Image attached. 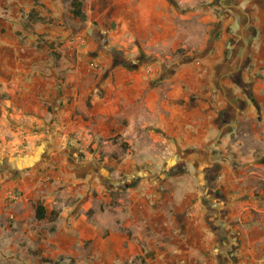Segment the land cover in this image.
Here are the masks:
<instances>
[{
    "label": "crops",
    "instance_id": "1",
    "mask_svg": "<svg viewBox=\"0 0 264 264\" xmlns=\"http://www.w3.org/2000/svg\"><path fill=\"white\" fill-rule=\"evenodd\" d=\"M117 2L134 10L124 17L133 26L127 35L155 47L148 53L187 39V20L196 15L198 56L176 66L159 53L150 61L112 64L90 84L85 67L61 76L46 44L41 52L43 44L21 42L14 32L23 25L14 23L15 38L1 33L0 81L13 93L12 103L28 106L32 96L44 115L40 96L53 92L55 115L72 118L79 111L74 117L85 122L84 143L123 137L133 162H77L61 151L58 169H49L57 176L49 193L38 175L50 148L0 150V214L21 226L28 245L43 250L41 256L31 251L36 264H61L60 255L79 257L78 264H130L137 257L140 264H264L263 216L254 213L264 215V0ZM83 83L98 91L88 99L67 96ZM115 189L124 190L125 210L120 204L108 209ZM38 199L46 221L60 208L57 228L41 229V239L20 213L31 203L34 215ZM10 230V222L4 224L1 235ZM15 259L8 264H30Z\"/></svg>",
    "mask_w": 264,
    "mask_h": 264
},
{
    "label": "rangeland",
    "instance_id": "2",
    "mask_svg": "<svg viewBox=\"0 0 264 264\" xmlns=\"http://www.w3.org/2000/svg\"><path fill=\"white\" fill-rule=\"evenodd\" d=\"M33 1L0 0V34L8 35V37L12 35L15 38V32L13 33L12 31L14 23L24 24L26 14ZM43 1L47 7V12H50L54 16L56 22L45 24L37 30L23 27L25 44L32 48L31 43H33L39 34H43L44 37L42 38L44 39L61 42L60 49L65 55V61L69 68L75 70L79 67H85L88 69L93 75L90 84L112 64L121 62L137 64L143 61H150V59L153 60L155 58L151 54L159 53L167 64L176 66V62L195 60L198 56L197 52L202 47V35L198 34L200 30L197 29L196 15H190L187 20L185 27L190 29L187 39L184 38L178 44L173 42L166 46L163 52L150 51L152 53H148L149 50H153L151 48L155 47L144 46L138 38L127 35L126 30H129V27L132 30L133 26L126 24L124 17H127L126 15L131 17L134 10L118 8L117 0H84V9L87 14L85 20L74 17L69 12L70 0ZM45 48L46 45L43 44L38 50L46 52ZM3 50H5L3 43H0V60L4 54ZM73 80L76 81V79ZM3 82L0 81V150H44L45 148H50L44 158L46 162L44 163V167L41 166L39 168L42 174L38 175L40 185L44 186V191L49 192L50 188L55 184L57 176L53 174L52 170L58 169V157L63 156L61 151H65L68 159L73 158L80 162H87L90 158H96L95 160L107 163V160H112V155L118 158L117 162L119 163L129 165L133 162L132 157L128 156V151L124 152L119 144L123 141V137L97 138L93 143L88 144L89 146L86 142L84 143V134L87 132L85 122L78 121L74 117L75 113H79V111L76 109L73 112L72 118H70V112L67 115H55V106L51 105L50 101L53 92L41 94L40 102L48 110L45 111L44 115H41L42 109L38 108L37 105H33L35 98H32V96L27 97L28 99H32L28 106H22L17 101L12 103L10 99L14 95L6 89ZM82 86L83 89L78 91L77 94H69L67 96L88 99L94 91H98V89L86 90L87 85L85 83ZM54 91H56L54 95H57V89H54ZM59 95L64 94L60 91ZM83 117L84 119L86 118L85 116ZM145 138L148 139L147 136ZM89 148H92L93 152H90ZM52 156L55 159L54 164L51 160ZM108 166L112 169L110 164ZM78 168H81L82 171L81 166ZM17 172L19 173L20 171L18 170ZM262 188L264 187L262 186ZM18 191L23 193L24 188L15 190V193ZM94 194H96L95 191ZM111 196L113 200L112 206L108 207L106 204L109 210L114 211L116 204H120L124 210L126 209L127 200L124 190H112ZM121 198H124V200L120 201ZM56 199H58V196H56ZM75 200L71 198L68 202L73 205L76 202ZM31 209V203H27L21 207L20 213L24 215L22 221H28V224L32 228H37V232L40 234L37 238L41 239V237H44L41 229H47L49 221L45 219L37 220ZM79 209L80 204L77 206V210ZM96 209H98V206H96ZM254 213L260 217L263 216L264 222L263 214L259 215L256 211ZM9 222L11 230L7 231V235H1L4 224H9ZM0 237L5 242L4 244L0 242V264L16 261L15 258H22L30 264H36L34 261L38 257L33 256L31 251L34 250L39 256H41L43 251L36 243H33L32 246L28 245V240L31 238L21 232V226L15 223L13 218L10 216L5 217L3 214H0ZM4 238L6 239L4 240ZM90 253V247L86 246L84 257L90 258ZM56 262H60L61 264H78L80 258L74 257L65 261L64 256L60 255L56 257ZM141 262V257H137L130 264H140Z\"/></svg>",
    "mask_w": 264,
    "mask_h": 264
},
{
    "label": "trees",
    "instance_id": "3",
    "mask_svg": "<svg viewBox=\"0 0 264 264\" xmlns=\"http://www.w3.org/2000/svg\"><path fill=\"white\" fill-rule=\"evenodd\" d=\"M84 0H70L69 2V12L75 16L78 17L81 20H85L86 13L83 8ZM47 7L43 3V0H34L32 6L28 10L26 14V18L23 24V27L25 28H31L37 30L41 26L45 24H51L55 22L54 16H52L49 12H47ZM15 33L20 37V41L24 42V36L22 29L19 27L15 28ZM44 37L43 34H39L38 37L34 40L33 45L36 47H41L42 44H46L49 47V55L52 58L56 68L60 72L61 75H63L66 70L69 69V66L67 65L65 61V55L60 49L61 42L57 40H47L42 38ZM120 146L122 147V150L125 152L128 147L129 143L126 141H123L120 143ZM90 152H93L92 148H89ZM112 157L116 158L114 155ZM60 211V208H54L51 210L49 214V222L50 225L48 226V230L50 232L54 231L58 224L55 223V220L58 217V213ZM92 209L90 208L87 211V214L90 215L92 213ZM34 217L37 220H43L46 217V206L44 205L43 201L41 199H38L34 203ZM130 233V232H129ZM44 261H49L47 258H43Z\"/></svg>",
    "mask_w": 264,
    "mask_h": 264
}]
</instances>
